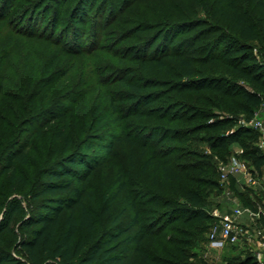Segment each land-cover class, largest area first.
<instances>
[{
    "label": "rangeland",
    "instance_id": "374dc122",
    "mask_svg": "<svg viewBox=\"0 0 264 264\" xmlns=\"http://www.w3.org/2000/svg\"><path fill=\"white\" fill-rule=\"evenodd\" d=\"M241 5L264 32V10L256 9L252 0H241ZM220 6L217 0H0V133L11 127L23 131L24 137L30 136L28 163L18 167L35 190L43 180L44 167L64 161L79 149L87 160H94L86 188L87 204L97 224L94 239L105 237L109 229L138 214L140 223L149 229L143 249L162 255L160 249L166 246L165 241L180 236L172 230L184 227L180 222L166 221L164 212L168 209L162 205V198L168 194V181L161 172L154 171L155 166L143 171L147 152H159L164 161L173 158L164 150L178 148L179 135L172 137L168 133L177 126L231 118L237 127H245L244 123L251 120L233 109L228 98L213 90L229 81L230 85L238 86L232 93L237 101L240 89L254 90L251 83L233 72L239 55L232 40L220 41L237 36L227 22L220 20L216 9ZM158 34L161 39L154 41ZM250 44L255 62L264 65V38L261 36ZM142 56L148 62H142ZM153 56L163 62L162 67L148 60ZM34 61L37 63L33 65ZM247 64L241 61L239 66ZM124 78L132 83L149 81L150 87L143 86L145 90L141 92L132 90ZM181 82L192 86L202 83L199 86L210 90L199 94L170 91ZM133 94L139 96L132 99ZM54 114L68 118L64 137L58 135L61 119L49 124ZM140 114L153 116L139 117ZM159 114L215 117L169 123L154 118ZM259 114L264 119V106ZM154 123L169 127L158 130ZM152 134L153 139L149 138ZM161 134L169 135L170 139L160 143ZM209 134L212 133L183 135L181 143L188 144V150L194 153L210 155L212 160L208 164L216 172L213 175L192 171L189 179L198 176L205 182L211 178L219 188L188 179H181L176 188L197 186L205 196L203 208L211 215L245 203L232 190L226 194L229 188L220 180L221 169L231 164L242 165L248 171L251 168L238 145L229 151L221 150L222 157L219 151L208 149L201 139ZM98 141L103 146L111 145V150H99ZM245 142L258 146L261 138ZM90 144L95 147L85 150ZM72 169L77 170L78 166L73 165ZM243 180L236 184L244 200H256L254 194L264 197V178L256 186L244 184ZM14 196L2 177L0 202ZM36 206V202L30 203L32 211ZM178 206L185 207L183 201ZM255 208L263 209L264 204L255 203ZM4 209L0 207V218ZM188 209L193 210L189 206ZM17 236V227L13 233H5L4 248L11 251ZM85 238L92 242L89 235ZM230 247L209 250L205 245L192 250L210 264L235 262L233 258L253 252L247 244L237 245L233 250ZM122 248H128L125 261L137 257L133 245L121 243L119 249Z\"/></svg>",
    "mask_w": 264,
    "mask_h": 264
},
{
    "label": "trees",
    "instance_id": "16d2710c",
    "mask_svg": "<svg viewBox=\"0 0 264 264\" xmlns=\"http://www.w3.org/2000/svg\"><path fill=\"white\" fill-rule=\"evenodd\" d=\"M217 1L222 4L216 8L220 20L227 22L229 27L237 33L236 39L233 36H228L221 38L220 41L223 43L227 41L226 39L232 40L231 42L236 46L235 53L239 55L235 58L238 63L234 64L233 72L251 83L254 90L241 91L240 89L241 94L238 101L234 100L232 94L238 86L230 85L229 81L224 85L216 86L213 90H216L215 92L221 97L228 98L233 109L250 119L264 106V65L255 62L250 43L257 41L261 36L264 38V32L259 29L251 15L242 10L241 0ZM252 1L256 4V9L264 10V0ZM160 39L161 36L158 34L154 41ZM164 49L165 46L162 50ZM142 57L140 58L141 61L144 60L142 62H148L145 61L144 56ZM148 58L149 61H155L154 63L158 67L163 66V62L161 60L156 61L154 56ZM241 61L249 64L241 67L239 66ZM36 63L37 61H34L33 65ZM124 82L132 90L139 92L145 90L143 86L150 87L149 81L132 83L124 78ZM183 83L172 87L170 91L179 93L181 90H187L199 94L203 90H210L204 86H199L202 83H198L196 86ZM138 96L133 94L132 99H136ZM138 116L151 117L153 114H140ZM212 117L215 115L159 114L154 116L160 121L169 123L187 122L195 119L205 120ZM59 119H61L62 128L58 135L64 137L65 130L69 125L67 117L51 115L49 124ZM154 125V128L158 130H161V127H169L160 123H154ZM174 129L168 133L172 137L179 135L176 136L179 138H176L179 144L178 148L175 150L166 148L164 150L167 155L173 158L164 161L159 158V152L148 151L143 162L144 172L151 166H155L154 171L161 172L163 178L168 181V194L162 198V205L168 209L164 212L167 217L166 221L169 224L180 222L184 227L172 230L180 236L165 241L166 246L160 249L162 255L152 254L143 249L142 244L149 235V229L140 223L138 214L130 218L125 224L109 229L105 237L94 239L97 224L93 211L87 204L86 194L87 179L90 177L92 165H94L92 158L87 160V157L84 156L86 154H82L79 149V151L70 154L64 161L44 167L41 173L43 180L35 190L30 187L28 178L21 173L18 167L28 163V151L32 146L30 136L24 137L23 131H14L11 127L8 132L0 133V180L5 177L9 184L10 195L15 194L11 199L6 198L0 202V207L5 208L0 218V264H210L200 258L192 249L208 245V233L215 219L204 210L205 196L197 186L190 185L177 190L176 184L181 179H188L195 184H205L218 189V183L211 178L205 182L198 176H191L189 179L192 171L213 175L216 172L208 164L212 157L208 154H198L188 150L189 145L181 143L182 137L193 136L197 132L212 133L209 134L208 138L204 136L201 141L206 143L207 148L212 152L219 151L218 155L220 156L221 150L229 151L233 145H238L243 150L241 156L250 164L251 172H256V177L260 181L264 178V153L260 152L257 144L250 145L245 142V139L257 142L260 135L259 132L253 131L249 127H237L235 120L231 118L177 126ZM226 132L228 133L225 134ZM152 133L156 134L154 131ZM166 134H161L160 143L170 139V136ZM154 137L155 135L152 134L149 138L153 139ZM96 146L99 150L106 152L111 150V145L103 146L102 142L99 141ZM94 147V144H90L85 150ZM143 147L146 149L147 143ZM73 165H77L78 169L73 170ZM74 181H76L75 185H73ZM228 187L237 193L239 198L243 199L245 202L243 206L256 209L255 203L264 204V197L255 196V194L256 200H251L252 202L244 200V196L237 189L234 178L230 179ZM123 188L124 186H122ZM177 200L180 203L183 201L185 207L178 206L180 203ZM31 202L37 203L36 209L33 211L30 209ZM23 203L26 205L24 206ZM188 206L193 210H189ZM184 213H187V216H184ZM261 221L264 226V220ZM15 227L18 229L17 241L10 251L4 248L5 239L3 236L5 233H13ZM201 233L204 236H201ZM86 234L92 239L91 243L87 242ZM121 243L133 245V252L137 257L125 261L124 253L128 251V248L119 249ZM234 247L236 246H231L229 250H233ZM233 260L235 262L226 260L224 264H258L253 253L233 258Z\"/></svg>",
    "mask_w": 264,
    "mask_h": 264
},
{
    "label": "built area",
    "instance_id": "2783aa9c",
    "mask_svg": "<svg viewBox=\"0 0 264 264\" xmlns=\"http://www.w3.org/2000/svg\"><path fill=\"white\" fill-rule=\"evenodd\" d=\"M243 126H249L259 132L261 143L258 145L260 149L264 151V119H262L259 111L256 112L251 120ZM238 177L244 179V183L250 186H256L259 184V179L251 171H248L242 165H228L221 169L220 180L226 188L231 178L239 182ZM239 184V183H238ZM237 184V185H238ZM231 190L228 189L226 194H230ZM212 217L215 219L208 233V249L219 250L225 246H237L240 244H252L256 239L254 232L240 223V219L244 216L251 220H264V209L256 208L252 209L248 206L237 204L232 210L225 213L214 211ZM258 236V233H257ZM255 261L259 264H264V250L263 247L259 248L254 253Z\"/></svg>",
    "mask_w": 264,
    "mask_h": 264
},
{
    "label": "crops",
    "instance_id": "0c3cea01",
    "mask_svg": "<svg viewBox=\"0 0 264 264\" xmlns=\"http://www.w3.org/2000/svg\"><path fill=\"white\" fill-rule=\"evenodd\" d=\"M241 178L242 177L238 178L239 179V183H240V179ZM242 180H243V178H242ZM240 223L243 224L244 226H246L252 232L255 233L254 236L256 237V239L253 241L252 244H247V245H249V246H251L253 248V252H252L253 256H254V253L259 248L263 247V250H264V226L262 224V221L261 220H254L253 221V220L249 219L248 217L244 216V217H242L240 219ZM257 233H258V236H257Z\"/></svg>",
    "mask_w": 264,
    "mask_h": 264
}]
</instances>
